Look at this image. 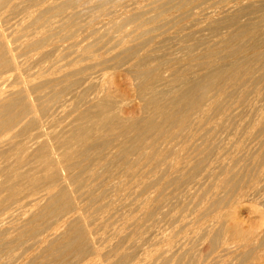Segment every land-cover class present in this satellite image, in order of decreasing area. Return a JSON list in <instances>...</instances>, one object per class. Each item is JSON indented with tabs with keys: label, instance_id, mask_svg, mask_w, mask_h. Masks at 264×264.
<instances>
[{
	"label": "bare ground",
	"instance_id": "bare-ground-1",
	"mask_svg": "<svg viewBox=\"0 0 264 264\" xmlns=\"http://www.w3.org/2000/svg\"><path fill=\"white\" fill-rule=\"evenodd\" d=\"M99 1L0 0V264H255L264 0Z\"/></svg>",
	"mask_w": 264,
	"mask_h": 264
},
{
	"label": "rangeland",
	"instance_id": "rangeland-1",
	"mask_svg": "<svg viewBox=\"0 0 264 264\" xmlns=\"http://www.w3.org/2000/svg\"><path fill=\"white\" fill-rule=\"evenodd\" d=\"M97 2L99 1V0H96ZM115 1V0H114ZM116 1H118V2H116ZM115 1V3H117V4H119V5H122V6H127V4L128 5H130V3L132 2V1H135V0H116ZM96 2V3H97ZM100 2V1H99ZM98 2V3H99ZM126 2H127V4H126ZM133 3V2H132ZM131 3V4H132ZM95 4V3H94ZM89 5V4H88ZM88 5L86 6V8L88 7ZM92 6H93V4H91ZM111 5H106L105 7L106 8H109ZM89 8H90V6H89ZM93 8V7H92ZM91 8V9H92ZM88 12H90V14H88ZM93 12H95L94 10H92V12H91V10L89 9L86 13L87 14H85V15H83L82 16V20H83V18H84V23L85 24H88V23H90L91 25H94V26H99V25H101L100 24V22H101V20L102 19H98V22H97V14H94ZM120 12V11H119ZM91 13H93V14H91ZM96 13V12H95ZM121 12L119 13V14H116V15H113V16H111V17H117V18H119V20H120V18H121ZM88 16V17H87ZM91 18H90V17ZM93 16V17H92ZM96 16V17H95ZM96 19H95V18ZM88 19H90V22L88 21ZM95 19V20H94ZM86 20V21H85ZM88 21V22H87ZM93 21H95V22H93ZM93 23V24H92ZM95 23H96V25H95ZM98 23H99V25H98ZM104 54H102V56H103ZM126 64V65H125ZM122 63V65H119V67L120 68H118V66H117V68H115V66H114V70H113V66H111V68H112V70H111V68L108 70V77H107V79L108 78H110V80H113V81H110L109 79L107 80L108 82H107V86H108V90L110 89V91L109 92H113L112 94L115 96V98L117 99V100H119V102L121 103L120 104V112H121V115H122V117L123 118H133V117H135V118H138L139 117V115L141 116V111H142V103L140 102V100L138 99V96H137V94H136V86H135V77H133V73H130V71L129 70H127L126 71V68H128L127 67V65H129V64H127V63ZM122 66H124V67H122ZM126 67V68H125ZM114 72V73H113ZM114 74V75H113ZM131 74V75H130ZM133 79V80H132ZM111 82V83H110ZM109 83V84H108ZM115 83V84H114ZM111 84V85H110ZM109 86H112L111 88H109ZM135 86V87H134ZM112 90V91H111ZM122 105V106H121ZM140 111V112H139ZM139 112V113H138ZM138 116V117H137ZM134 119V118H133ZM251 203H253V202H249V204L248 203H246L247 205L245 206H243L242 208H240V210H241V212H240V210H239V215L238 216H241V217H239L240 219H242L241 221L243 222L244 221V227L245 228H247V223L248 224H250L251 222H255V220H257V214H256V208H261V207H259V205L257 206V204L256 205H253V204H251ZM252 207V208H251ZM242 213V214H241ZM243 216V217H242ZM247 222V223H246ZM261 253H259L258 255H259V259L255 262V264H264V250H262V251H260Z\"/></svg>",
	"mask_w": 264,
	"mask_h": 264
}]
</instances>
